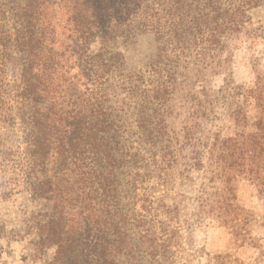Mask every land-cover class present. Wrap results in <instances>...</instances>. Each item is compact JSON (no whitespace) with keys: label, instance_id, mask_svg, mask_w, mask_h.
Segmentation results:
<instances>
[{"label":"trees","instance_id":"1","mask_svg":"<svg viewBox=\"0 0 264 264\" xmlns=\"http://www.w3.org/2000/svg\"><path fill=\"white\" fill-rule=\"evenodd\" d=\"M263 7L264 0H0V115L16 98L11 121L26 145L24 162L15 163L17 152L5 144L0 158L19 168L37 213L31 216L38 220L26 234L35 238L37 251L52 248L48 264L176 259L182 245L180 226H173L180 224L179 206L167 203L164 176L151 170L143 153H151L155 164L157 152L170 147L167 113L182 58L198 48L211 57L205 64L211 74L224 73L233 61V54L220 59L224 40L245 34L252 51L264 33L247 31L250 12ZM144 36L153 37L156 47L137 70L126 53ZM245 65L251 85L227 74L208 103L212 110L224 100L238 131L203 144L210 180L219 184L204 188L208 198L197 207L198 214H211L231 231L240 246L259 249L257 240H249L256 213L239 203L238 193L247 182L264 202V69L254 54ZM8 71L17 78L13 87ZM204 73L196 70L195 76ZM210 95L206 89L198 97L189 94L191 107L207 111ZM247 105L256 113L251 124ZM200 111L184 128L182 149L198 147ZM196 163L203 167L200 157ZM7 173L0 172V187L12 189ZM152 178L156 185L150 189L146 182Z\"/></svg>","mask_w":264,"mask_h":264},{"label":"rangeland","instance_id":"2","mask_svg":"<svg viewBox=\"0 0 264 264\" xmlns=\"http://www.w3.org/2000/svg\"><path fill=\"white\" fill-rule=\"evenodd\" d=\"M250 16L252 20L247 31L255 30L264 33V7L253 10ZM224 42L226 48L220 59L224 61L233 54V61L229 59L230 63L227 64L226 71L222 74H211L209 69L205 68L206 62H210L211 57L201 56L198 48H193L185 58H182L184 68L180 71L177 92L173 96L167 113L166 136L170 147H166V153L157 152L162 156L156 157L158 167L157 163L153 164L151 153H143L145 163L150 164L151 170L162 173L164 176L165 185L161 193L166 196L167 203L179 206L180 224H173V226H178V228L180 226L182 245L180 251L176 250V259L174 257L175 260H171L170 264H264V202L259 201L256 192L248 186L247 182H242L239 186V203L256 213V222L249 235V240H257L259 249L249 245L240 246L239 240L231 234V231L221 226L211 214H198V204L208 198V194L204 195V188L219 184V180L215 183L210 180L211 161L203 144L213 143L215 136L221 140L227 139L238 131L230 116L233 109L229 110L224 100L215 101L212 110L208 107V103L211 98L216 97L227 74H232L236 83L251 85L252 74L245 65L250 54L258 57L260 66L264 69V38L257 41L258 43L253 47L254 51L248 50L251 42L246 40L245 34L239 39L231 37V39H225ZM155 47L154 38L144 36L130 46L126 57L132 66L141 70L143 63L153 56ZM3 57L4 52L0 47V65L4 64ZM203 69L204 75L196 77V70ZM6 80L12 87L15 85L17 78L14 71H8ZM203 89L211 94L208 100L202 98V100H207V111L205 107L201 111L198 107H191L193 101L189 100V94L198 97ZM16 100L15 98L10 106L6 105L1 110L0 150L3 149L2 144L12 146L17 152L15 163L18 164L24 162L23 153L26 145L21 141L20 126L11 121L18 109ZM196 111H200L201 114L198 121L200 124V133L197 136L198 147L194 151L189 147L182 149L184 128L187 124H193L196 121L194 118ZM244 111L251 124L256 115L254 107L247 105ZM6 112L10 115V119ZM250 131L251 128L246 129V132ZM134 146L138 147L137 144ZM196 152H198L197 156ZM163 154H167L166 157ZM199 157L203 164L201 165L203 167L199 166L200 169L198 165L193 166L197 164L196 158ZM5 164L0 158V172L3 170L8 172L7 176L13 187L12 189L0 187V264H48L53 255L52 248L37 251L31 244L35 238L26 234L27 229L38 222L31 216V214L36 216L37 213H32L35 209L29 203L30 195L27 186L22 176L17 175L18 166L15 164L16 171L13 172L14 169L11 167L13 164ZM146 185L150 189L154 188L156 180L152 178L146 182ZM208 191L210 192V189ZM154 195L160 197L161 194L156 192ZM158 219L165 220V216L160 215ZM158 264L169 263L159 261Z\"/></svg>","mask_w":264,"mask_h":264}]
</instances>
